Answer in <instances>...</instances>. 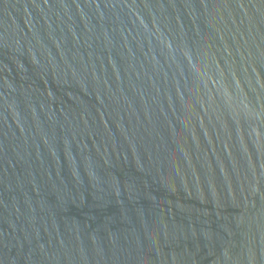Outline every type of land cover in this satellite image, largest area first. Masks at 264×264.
<instances>
[{"label":"water","instance_id":"water-1","mask_svg":"<svg viewBox=\"0 0 264 264\" xmlns=\"http://www.w3.org/2000/svg\"><path fill=\"white\" fill-rule=\"evenodd\" d=\"M0 264H264V0H0Z\"/></svg>","mask_w":264,"mask_h":264}]
</instances>
